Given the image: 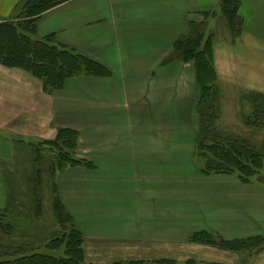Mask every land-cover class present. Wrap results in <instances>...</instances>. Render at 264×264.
Masks as SVG:
<instances>
[{
	"label": "crops",
	"instance_id": "obj_1",
	"mask_svg": "<svg viewBox=\"0 0 264 264\" xmlns=\"http://www.w3.org/2000/svg\"><path fill=\"white\" fill-rule=\"evenodd\" d=\"M239 1L244 26L237 39H250L251 50L263 57L264 0ZM24 2L0 0V26L18 18ZM220 2L71 0L44 13L36 40L54 37L55 46L110 68L115 77L81 76L46 94L31 74L0 65V211L9 206L4 172L16 143H51L70 130L78 135L77 159L94 169L66 168L57 185L87 241L132 240L145 244L144 253L136 256V249L132 258L168 259L169 243L186 241V229L228 242L264 239V186L244 184L236 176H205L192 167L196 144L185 138L184 84L179 91L177 82H184V66L194 64L166 62L190 20L213 17ZM218 45L216 68L222 59ZM170 89L176 92L172 97ZM165 131L171 134L167 140ZM114 177L127 184L117 188L106 180ZM205 248L193 249L195 259L213 263L215 256L228 255Z\"/></svg>",
	"mask_w": 264,
	"mask_h": 264
},
{
	"label": "rangeland",
	"instance_id": "obj_2",
	"mask_svg": "<svg viewBox=\"0 0 264 264\" xmlns=\"http://www.w3.org/2000/svg\"><path fill=\"white\" fill-rule=\"evenodd\" d=\"M26 2L27 0H25L20 9V16L16 18V21L14 22L23 21L25 19L23 9ZM216 10L217 12L214 13L213 17L202 16L195 18V20L193 19V21L190 20V29L188 30V33H186L183 37L179 38L175 42L174 48L170 52V55L166 59V62L172 63L176 61H183L182 54L176 47V44L179 42H182L181 44H183L190 38H197L198 42L201 44V49H208V51L211 49L213 67L216 72L215 87L218 91V98L215 101V106L218 111V119L215 122L214 127L218 130V132L225 136H231L234 138L245 140L252 144L255 148H257V150L264 151V129H251L246 125L244 120V117L247 119L252 116V107L248 102V98L250 97V95L253 93H261L262 95H264V55L262 57L263 52H259L256 55V53L251 50L252 45H250V43H246L247 41H250V39L248 38L236 40V38L231 34L226 16L224 15V12L221 8V4L218 5ZM261 36L263 38V35ZM54 40L56 41L55 38ZM208 41H210L209 44ZM217 43L219 44L218 46L222 47V49L218 48L219 57L221 59L222 56V59L216 68L214 48ZM227 45L231 47L230 50L227 51L230 54H224V48ZM188 63H193L194 67L193 65L184 66V82L182 83L180 80L179 82H177L179 91L180 89H182L181 84H184V119L186 129L185 138L190 139L191 137L192 139H195L196 145L195 153L192 157V167L194 169L198 168L202 175L212 176L207 175L205 174V172H203L206 165V160L201 157L202 155L197 145L201 129V121L199 115V108L201 106V89L196 77L195 63ZM105 68L110 72V76L96 77L86 75V77L99 79H108L115 77L113 71L110 68ZM129 84V91L132 92V82H130ZM175 89H170V97L176 94ZM212 99L214 98L212 97L211 100ZM130 105L132 106V98L130 99ZM210 105L212 106V104ZM186 111H188V113ZM179 131L181 130L179 129ZM169 132H162L164 139L166 138L167 140L171 136ZM155 136L157 137V135ZM178 136L180 137V134ZM158 137L161 138L162 136L158 135ZM16 144L17 147L15 158L7 165V168L4 172L5 181L7 182L9 188V206L5 211H0L1 214L5 216V219L3 221L6 227H8L5 236L0 239L1 252L4 255L6 253L7 255L9 254L10 258L17 250L18 253H16L20 254L21 256L30 257L33 255H41L57 259H64L68 257V250L66 248V241L68 239V236L70 238L71 232L76 230L81 238L80 252L83 256L76 255L75 257L79 258L80 256L81 258H83L84 264H162L160 263L161 261H171L174 264H187L190 261H194L200 264H264L263 238L244 241L243 245L245 250H242L240 252L232 250L228 251L227 249H225V246H223L224 244H222V238L206 231L195 232L192 231V229H186V241H184L183 243H169L170 255L168 259H154L152 256L132 258V253L134 254L136 249H138V255L136 256H139L141 252L144 253V250L142 249V247L145 246L144 243H132V240L130 242L118 240L106 241L103 239L95 241L93 239H89V241H87L85 236H83V234L81 233L79 225L75 222L72 216L71 218L73 219L74 226H69V228L67 229L68 233L66 234L62 230V226L59 225L55 211L53 209V200L55 196L54 191L55 187L58 188V177L53 179V177H51V173L46 170L42 173L44 181L42 185L43 187H41L43 205L40 212V217L37 220V218L35 217L34 196L32 194L33 188L28 181L29 177H31L34 172V165L32 164L34 159L31 154L34 149L44 152L52 151L51 146L55 145L48 146V144H38L27 146L20 143ZM57 148L63 151V148L61 146H57ZM64 152L69 153L71 162L76 164L75 166L71 165L72 167H77L79 165L81 167H86L87 169H94V167L90 163H83L85 165H82L80 162H76L78 161L76 156L77 148L74 150L70 149V151L65 148ZM54 154L57 155V153ZM44 160L45 164H43L42 166L43 170L45 169L44 166L48 165L47 162H49L50 159L46 157V159ZM126 164L128 165V167H131L132 170V162ZM69 167L70 165L66 166V168ZM130 174L131 178L129 186L132 185V173ZM229 176L238 177V175ZM106 180L108 182L111 181V183L117 188L127 184L124 178L122 179L114 177L113 179ZM244 184L264 186V170L258 173L256 176L252 177L249 183ZM116 191H119V189H117ZM85 240L88 242V244H86ZM205 243L210 245H206ZM86 246H89V248L87 249ZM54 247H56L57 249H54ZM199 247L202 249H206L205 247L212 248L221 252H226L228 253V255H225V258H220L222 257V255L217 257L215 256L214 259H217H215L216 262L213 263L204 262L201 261L202 259H195V257L193 256V249ZM109 248L111 249V251L113 250L114 255H112V257L108 253ZM127 250L128 253L125 252ZM87 252L89 256L88 254H86ZM120 254L127 257L117 258L116 255ZM182 254H184L183 256H185L184 259L180 256ZM9 257H7V259H10ZM7 259L5 261H7ZM224 260L225 262H219Z\"/></svg>",
	"mask_w": 264,
	"mask_h": 264
},
{
	"label": "trees",
	"instance_id": "obj_3",
	"mask_svg": "<svg viewBox=\"0 0 264 264\" xmlns=\"http://www.w3.org/2000/svg\"><path fill=\"white\" fill-rule=\"evenodd\" d=\"M69 1L27 0L23 9L25 14L23 21H5L0 26V65L6 68H18L31 74L42 83L46 94L63 89L69 79L77 78L78 76H110V72L97 62L73 51H68L66 48L55 46L54 37H49L46 40L35 39L37 23L40 17L49 10ZM240 6L239 0H221V8L226 16L229 29L236 39L242 35L244 26L243 20L239 15ZM181 43H177L176 47L180 50L184 62L195 63L196 77L201 89V106L199 108L201 129L197 145L202 155L200 156L206 160L203 172L207 175H238L243 183H249L252 177L264 170V151L257 150L245 140L225 136L214 127L218 119V111L215 106L218 91L215 87L216 72L212 62V51L211 49L209 51L208 49H201V44L195 37L186 40L183 44ZM209 43L210 41H208ZM212 97L214 99L211 100ZM248 102L252 107V116L247 119L244 117L246 125L251 129L263 130L264 95L253 93L248 98ZM46 144L55 146H51L52 151L48 152L33 148L34 151L31 154L34 159L32 163L34 172L28 181L33 188L32 194L34 196L35 217L37 220L40 217L43 205L41 187H43L44 181L42 173L45 170L49 171L54 179L66 169L67 165H70V167L76 165L71 162L69 153H65L64 150L66 148L70 151V149L74 150L77 148L78 135L75 131H62L55 142ZM57 146H61L63 151ZM50 153H57V155ZM46 157L50 160L43 170L42 166L45 164L44 159ZM76 162H80L82 165L87 163L79 160ZM54 192L53 209L59 225L62 226V230L67 234V229L69 226H74V222L60 198L57 187H55ZM4 219L5 216L0 212V239L5 236L8 228L4 224ZM222 241L223 246L228 251L240 252L245 250L244 241ZM66 244L68 257L64 259L41 255L21 256L17 254V250L10 258L9 254L7 255L6 253L4 255L1 252L0 247V264H84L83 258L80 256L79 258L75 257L76 255L83 256L80 252L81 238L76 230L71 232L70 238L68 236ZM54 249L57 248L54 247ZM7 257L10 259H7ZM6 259L7 261H5ZM160 263L174 264L171 261H161ZM187 264L200 263L190 261Z\"/></svg>",
	"mask_w": 264,
	"mask_h": 264
}]
</instances>
